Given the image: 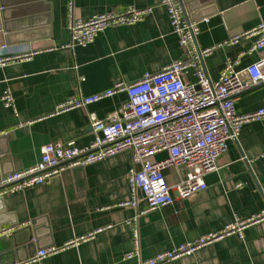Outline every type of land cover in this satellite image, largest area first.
<instances>
[{"label":"crops","instance_id":"0c3cea01","mask_svg":"<svg viewBox=\"0 0 264 264\" xmlns=\"http://www.w3.org/2000/svg\"><path fill=\"white\" fill-rule=\"evenodd\" d=\"M189 17L199 23L197 43L209 48L264 21V0H182ZM69 0H0V58L36 52L28 60L0 65V97L10 88L15 109L0 101V170L23 171L36 165L44 145L84 147L94 139L90 115L106 119L127 100L119 93L83 108L51 115L72 96H89L117 82L131 83L145 72H159L184 58L162 0H74V13L84 20L95 14L123 12L131 6L152 7L144 20L101 32L87 47H65ZM255 37L216 48L206 58L209 76L216 80L229 59L243 69L264 59L251 51ZM5 47V48H4ZM191 82L195 77L189 73ZM239 113L264 108V83L237 98ZM32 121V122H31ZM167 157L156 154L154 161ZM132 152L124 151L83 169L58 175L50 184L4 196L5 220H17V242L23 244L36 231V248L63 247L89 236L39 262L27 264H140L157 253L171 250L203 235L220 232L236 217L248 218L264 209V119L245 124L236 140H229L218 170L205 176L207 189L178 198L181 176L164 171L173 186L175 204L140 214L137 219L140 255L124 259L134 249L129 223L146 208L120 206L131 197L127 173ZM35 222L31 230L26 228ZM4 226H11L6 223ZM100 230V231H99ZM11 238V236L9 237ZM10 239L3 246L10 247ZM13 247L0 264H13L29 251ZM20 263L16 261L14 264ZM163 264H264V220L251 225L240 238L230 235L192 255Z\"/></svg>","mask_w":264,"mask_h":264},{"label":"built area","instance_id":"2783aa9c","mask_svg":"<svg viewBox=\"0 0 264 264\" xmlns=\"http://www.w3.org/2000/svg\"><path fill=\"white\" fill-rule=\"evenodd\" d=\"M162 5L167 9L184 58L172 61L159 72H145L134 82H117L107 90L89 96H72L61 102L51 115L83 108L119 93L127 94V100L106 119L90 115L94 139L89 145L67 147L61 143H48L43 146L36 165L0 177L1 197L50 184L67 169L85 167L131 151L133 166L127 173L131 197L120 206L137 208L142 198L146 201V208L129 221L133 226L135 247L124 259L140 255L139 215L175 204L173 186L168 183L164 171L173 168L179 172L181 179L175 186L178 198H188L206 190L205 176L218 170V161L226 152L228 141L238 139L245 124L264 119V108L239 113L236 106L240 94L264 83V59L240 70L237 69L239 60L229 59L216 80L209 76L206 67V58L216 48L237 44L244 38L255 37L251 51L264 54V21L221 44L203 49L197 43L199 23L189 17L182 0H162ZM152 9L131 6L123 12L99 13L84 20L75 15L74 0H69L71 41L65 47H87L106 29L136 24L144 20ZM34 54L36 52L3 57L0 58V65L28 60ZM189 73L195 77L194 82L188 80ZM0 101L6 107L15 109V98L10 88L6 89ZM161 152H166L167 157L154 161L152 158ZM261 190L264 195V186ZM263 220L264 209L248 218L236 217L220 232L206 234L157 253L140 260V264L171 262L192 255L226 236L243 238L248 227ZM16 229L14 226L1 227L0 238L10 237ZM88 237L81 236L60 248L38 249L27 261L16 264L39 262Z\"/></svg>","mask_w":264,"mask_h":264},{"label":"water","instance_id":"95a60500","mask_svg":"<svg viewBox=\"0 0 264 264\" xmlns=\"http://www.w3.org/2000/svg\"><path fill=\"white\" fill-rule=\"evenodd\" d=\"M256 87V86H255ZM255 87H253V88H255ZM253 88H251V89H253ZM84 168V166H77V167H73V168H71V169H67V170H65L64 172H62V174H64V173H66V172H70V171H75V170H79V169H83ZM15 170H13V171H10V172H5V173H2V171L0 170V177L1 176H5V175H7V174H9V173H12V172H14ZM4 200H5V197L4 196H1L0 197V228L1 227H3L6 223H10V225L11 226H14V227H18V225H19V223H18V221L17 220H5V218H4V216H8V212L5 210V205H4ZM33 226H35V222H32L31 223V226L30 227H28V228H26V230H31V228L33 227ZM19 231L20 230H18V228L15 230V232L11 235V238H9V237H1L0 238V258L5 254V253H7L9 250H12L13 249V247H15L16 248V252H20V250H21V248L22 249H27V251H29V254H28V256H26V258H24V259H18V260H15V262L16 261H19L20 263H22V262H25V261H27L29 258H31L34 254H35V252L38 250V249H40V248H36V244H37V242H35V241H37V236H36V231H34V233H32V234H30V236L28 237V239H27V241L25 242V243H23V244H19L18 242H17V235L19 234ZM21 232V231H20ZM6 239H10L9 241H10V243H11V246L10 247H8V246H6V247H4L3 246V243L2 242H4V240H6ZM14 262V263H15ZM13 263V264H14Z\"/></svg>","mask_w":264,"mask_h":264}]
</instances>
